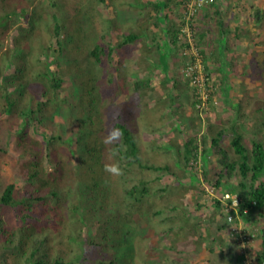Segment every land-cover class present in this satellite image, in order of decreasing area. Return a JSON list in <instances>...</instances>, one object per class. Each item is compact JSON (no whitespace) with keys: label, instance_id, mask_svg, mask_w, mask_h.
Masks as SVG:
<instances>
[{"label":"trees","instance_id":"trees-1","mask_svg":"<svg viewBox=\"0 0 264 264\" xmlns=\"http://www.w3.org/2000/svg\"><path fill=\"white\" fill-rule=\"evenodd\" d=\"M163 2L169 0L150 4L154 3L153 6L159 11L167 6ZM8 5L6 0H0V264H120L118 249L121 243L106 233L101 225L115 215L121 216L127 225H140L143 220L137 212H143L152 222L161 225L162 230L174 238L170 247L176 251H184L189 243H198L199 239H203L198 231L200 224L190 222L185 213L187 186L179 180L182 175L176 170L178 164L182 171L189 169L192 163L196 165L200 137L191 134L183 143L169 138V149L164 150L168 156L156 160L143 153L134 125L127 119L116 118L114 128L122 135L113 142L112 158L121 169L123 191H113L110 184L105 183L109 194L112 193L116 199L107 209L99 208L98 193L91 192L88 187L87 190L81 180L86 158L79 152L84 147L90 150L85 134L92 118L78 116L77 104L68 105L65 100L63 103L64 97L60 91L64 87L69 54L64 48L65 40H57L59 48L52 47L49 42L51 37L65 32L66 23L54 12L51 17L42 14L51 5L43 10H39V7L30 9L26 4L18 5L25 6V9L17 15L16 8L10 11ZM59 12L63 13V10ZM107 21L113 23L111 19ZM12 28L17 34L13 36L11 44L4 47V34ZM219 30L222 36L232 33L238 37L240 28L229 31L221 26ZM109 32L110 29L101 34L100 41L91 51L92 57L96 63H102L105 59L114 67L110 71V83L114 82V78L125 77L121 85L126 92L134 89L132 105L135 112L142 114L144 103L150 113L153 112L159 101L154 106L143 101L152 81L139 77L146 72L142 69V62L148 58L150 61V56L139 51L141 57L130 60L131 53L123 51L127 45L138 43L136 40L141 36L135 29L121 32L122 38L116 47H112ZM46 35L49 39L43 38ZM173 35L172 44L176 45L178 34L175 31ZM199 36L205 38L204 34ZM96 39H99L98 34ZM129 51L127 48L126 52ZM118 53L124 57L122 61ZM200 54L203 56L204 50H200ZM129 60L135 63L131 68L128 67ZM123 70L125 74H122ZM212 96L213 91L209 103L213 101ZM140 102L141 113L138 111ZM189 103L194 118L199 117L201 110L197 106L199 99L196 94ZM261 105L260 115L249 121L243 120L240 115L239 119L228 120L219 128L214 122H209L201 140L204 145L209 143L218 147L221 169L213 187L219 188L227 176L238 175L240 180L234 191L245 200L242 201V209H247L246 214L255 212L264 218V102ZM211 107L214 108L213 105ZM144 115L153 116L148 113ZM177 115L180 117L181 112L178 111ZM190 117L187 124L195 121ZM37 125H42L40 133L36 130ZM227 137L229 142L226 141ZM154 146L161 148L159 144L149 145ZM136 172L139 175L134 174ZM162 173L174 175L178 181L168 182L164 187L152 185V179L159 180ZM98 186L95 183L94 187ZM214 203L225 212L227 219L231 212L226 211L222 200H215ZM238 212H234V217ZM241 213L244 214V211ZM135 217L139 218L136 222ZM227 222L232 227V222L228 219ZM187 227L193 232L188 231ZM97 229L100 236L95 235ZM250 243L251 240L241 244L244 257H247L246 249L249 251ZM195 249L199 251L201 247ZM109 252L112 254L106 262L105 256ZM233 261L234 258L230 257L229 262L234 264ZM239 261L240 258H235L236 263ZM254 264H264V230Z\"/></svg>","mask_w":264,"mask_h":264},{"label":"rangeland","instance_id":"rangeland-1","mask_svg":"<svg viewBox=\"0 0 264 264\" xmlns=\"http://www.w3.org/2000/svg\"><path fill=\"white\" fill-rule=\"evenodd\" d=\"M6 1L9 3L10 11L16 8V15L22 14L25 9V6L18 5L26 4L30 9L39 7V10L51 5L42 14L51 17L54 12L64 24L66 23L65 32L60 36L55 35L49 39L46 35L43 38L49 39L55 48H59L58 39L65 40L63 43L64 48H67L69 61H66L64 87L60 91L64 97L63 103L67 101L68 105L77 104L78 116H82L83 119L92 118L85 134L86 145L90 150L84 147L83 151L79 152L86 158L81 180L87 190L89 188L91 192L98 193L99 208L107 209L116 199L112 193L109 194L105 183H109L113 191L118 193L123 191L120 174L112 175L105 171L106 165L118 166L112 158L113 143H105L108 134L114 129L116 118L127 119L134 125L143 153L151 155L156 160H163L168 156L164 150L169 149V138L183 143L191 134L200 137L199 151L195 157L196 165L192 163L189 169L182 171L183 168L178 164L176 170L182 175L179 180L187 186L184 197L185 213L190 222L196 221L200 224L198 231L204 238L199 239L198 243H189L184 251H176L170 247L174 238L143 212H137L143 220L140 225L138 223L127 225L121 216L115 215L106 219L101 226L106 233L121 243L118 249L120 264H175V262L232 264L229 262L230 257L234 258V264H254L255 253L264 230V218L255 212L246 214L247 209H242L243 204L240 206L235 223L244 231L255 234L249 251L246 249L247 257H244V249L240 242L229 237L230 224L227 222L225 212L214 203L215 200H220L226 191L237 193L234 189L240 177L235 174L227 176L219 188L213 187V182L218 180L221 169L218 164V147L209 143L204 145L201 136L206 133L209 122H214L216 128H219L228 120L239 119L240 115L243 120L249 121L261 113L259 108L262 107L261 102H264V0H203L202 5H198L197 1L193 2V15L186 19L184 13L187 0L163 2L165 6L167 3V6L160 8L162 11L167 9L168 12L177 11L180 14L182 8V12L180 16L168 13V16L163 14L160 17L153 6L154 3L150 4L158 0ZM59 10H63V13ZM110 19L113 23H108L107 20ZM221 26L229 31L239 27L238 37L232 33H224V38H221L223 37L219 30ZM108 29L112 47H116L122 38L121 32L135 29L141 36L136 40L138 43L127 45L123 51L126 54L131 53L130 60L136 59L135 52L139 50L154 61L142 62L145 75L148 74L152 81L148 95L143 96V101H147L151 106L159 101L153 112L150 113L144 102L142 103L145 106H142L141 102L138 104V111H141L142 106L143 113L139 115L135 112L132 105L134 89L126 92L121 85L125 77L114 78V82L110 83V71L112 72L114 67L105 59L102 63H96L92 57V49L100 41L101 34ZM175 31L179 38L176 45L170 44ZM16 34L14 28L6 31L4 47L11 44ZM96 34L99 35V39H96ZM200 34H204L205 38L199 36ZM185 43L189 45L186 46ZM168 46L173 48L169 52L170 55L161 51V48L170 50ZM127 48L130 49L129 52H126ZM200 50H204L203 56ZM121 55L117 54L122 61L124 57ZM130 60L129 68L135 65L134 61ZM171 63L177 65V68L173 69ZM193 63H199L201 66L200 74L205 79L209 97L213 91V101L208 102L209 109L201 112L197 118L192 115L193 110L189 103L190 99L193 100V95L197 94V88L192 86L184 75L185 69ZM161 66H164L163 69ZM27 68L29 69L30 65ZM122 74H125L124 70ZM178 111L181 112L180 117L177 115ZM190 115L195 121L187 124ZM36 130L40 133L42 125H37ZM226 141L229 142V137ZM150 144H159L161 148L149 147ZM4 167L6 169V166ZM183 172L186 174L183 175ZM134 174L139 175L138 172ZM160 176L157 181L152 179V185L164 187L168 182L178 181L174 175L162 173ZM95 183L100 186L95 188ZM239 196L244 202L243 196ZM242 210L244 214L241 213ZM138 219L135 217V222ZM187 229L193 232L189 227ZM99 233L97 229L95 235L100 236ZM101 234L104 235L102 232ZM197 246H200L201 250L197 251L195 249ZM111 252L105 256L106 262L109 261ZM235 258H240L241 261L236 263Z\"/></svg>","mask_w":264,"mask_h":264},{"label":"built area","instance_id":"built-area-1","mask_svg":"<svg viewBox=\"0 0 264 264\" xmlns=\"http://www.w3.org/2000/svg\"><path fill=\"white\" fill-rule=\"evenodd\" d=\"M202 1L203 0H187V7L184 13L185 19L189 18L194 13L193 2H197L198 5H202ZM200 73L201 66L199 63L189 64V66L184 71V75L190 80V84L197 88L196 95L199 99V103L197 104V106L198 108H200L201 112H203L207 111L209 108V96L206 88L205 79L201 76ZM222 202L223 205L226 207V211L231 212L227 215L228 221L232 222V227H230L229 229V236H231L232 238H236L241 244L247 243L252 240L254 234L250 233L249 231L241 230L240 226L235 223L234 212H237L243 203L240 196L236 193L225 192Z\"/></svg>","mask_w":264,"mask_h":264},{"label":"crops","instance_id":"crops-1","mask_svg":"<svg viewBox=\"0 0 264 264\" xmlns=\"http://www.w3.org/2000/svg\"><path fill=\"white\" fill-rule=\"evenodd\" d=\"M180 6V5H179ZM157 9V8H156ZM179 9V8H178ZM158 12V14H161V16L164 14L165 16H168V13H171V14H175V16H180L181 15V12H182V8H181V12H180V14L177 12V11H174L173 13L169 10V12L167 11V9H164V11H162V9H160L159 11H157ZM152 15H154V13L152 14ZM162 23L164 22L163 20L161 21ZM163 26V25H162ZM155 34V33H154ZM153 34V35H154ZM165 34H168V33H165ZM160 37H163V36H160ZM170 44H172V42L170 41ZM168 48L170 49V50H168V49H166V48H161V51L162 52H165V53H168L169 54V52L171 51V49H173V48H171V46H168ZM135 54H136V59H139V56L141 57V53L139 52V50L138 51H136L135 52ZM170 55V54H169ZM168 55V56H169ZM148 57H146V58H144V60H146ZM149 60V58L147 59V61H145L146 63H153L154 61L151 59V57H150V61H148ZM171 66H172V68L173 69H176L177 68V65L175 66L174 64H172L171 63ZM162 67V69H163V67L164 66H161ZM167 67V66H166ZM136 68L138 69L139 67H137L136 66ZM145 73L146 72H142L140 75H139V77L140 78H142V79H144V80H151V78L148 76V74L147 75H145Z\"/></svg>","mask_w":264,"mask_h":264},{"label":"clouds","instance_id":"clouds-1","mask_svg":"<svg viewBox=\"0 0 264 264\" xmlns=\"http://www.w3.org/2000/svg\"><path fill=\"white\" fill-rule=\"evenodd\" d=\"M121 132L118 129H112L110 131V133L108 134L105 143H113L114 141H118L121 137ZM105 171H107L108 173L112 174V175H119L121 172V169L116 166V165H106L105 166ZM229 192V191H226ZM225 193V192H224ZM232 193V192H231ZM237 194V193H236ZM239 195V194H238ZM224 197V194H223ZM223 197L221 198V200L223 199ZM241 198V197H240ZM242 200V199H241ZM251 233V232H250ZM231 237V236H229ZM232 238V237H231ZM235 240H237L236 238H234ZM238 241V240H237ZM241 244V243H240Z\"/></svg>","mask_w":264,"mask_h":264}]
</instances>
